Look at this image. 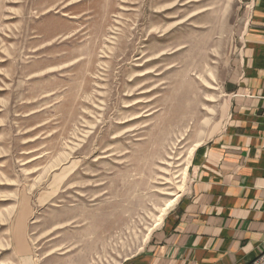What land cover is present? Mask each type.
I'll return each instance as SVG.
<instances>
[{"label": "rangeland", "instance_id": "rangeland-1", "mask_svg": "<svg viewBox=\"0 0 264 264\" xmlns=\"http://www.w3.org/2000/svg\"><path fill=\"white\" fill-rule=\"evenodd\" d=\"M238 0H0V264H121L219 130Z\"/></svg>", "mask_w": 264, "mask_h": 264}, {"label": "crops", "instance_id": "crops-1", "mask_svg": "<svg viewBox=\"0 0 264 264\" xmlns=\"http://www.w3.org/2000/svg\"><path fill=\"white\" fill-rule=\"evenodd\" d=\"M238 1L224 122L192 153L187 190L121 264H252L264 252V0Z\"/></svg>", "mask_w": 264, "mask_h": 264}, {"label": "bare ground", "instance_id": "bare-ground-1", "mask_svg": "<svg viewBox=\"0 0 264 264\" xmlns=\"http://www.w3.org/2000/svg\"><path fill=\"white\" fill-rule=\"evenodd\" d=\"M199 145V144H198ZM181 194H177L176 196H174V198L166 205V207L162 210V213L160 214V217L157 220V223L155 224V226L153 228H155L156 226L160 225L163 217L165 216V214L175 206V204L178 202L179 198H180Z\"/></svg>", "mask_w": 264, "mask_h": 264}, {"label": "built area", "instance_id": "built-area-1", "mask_svg": "<svg viewBox=\"0 0 264 264\" xmlns=\"http://www.w3.org/2000/svg\"><path fill=\"white\" fill-rule=\"evenodd\" d=\"M252 264H264V252H262L253 262Z\"/></svg>", "mask_w": 264, "mask_h": 264}]
</instances>
